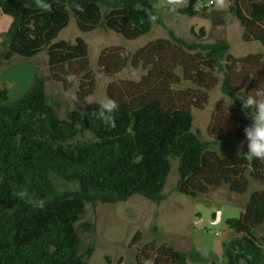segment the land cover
Segmentation results:
<instances>
[{
	"label": "trees",
	"instance_id": "obj_1",
	"mask_svg": "<svg viewBox=\"0 0 264 264\" xmlns=\"http://www.w3.org/2000/svg\"><path fill=\"white\" fill-rule=\"evenodd\" d=\"M155 1L48 0L49 13L38 9L35 0H0L2 12L13 19L1 35L0 69L14 57L30 60L46 52L51 80L65 91L77 84L76 96L83 101L93 95L96 83L88 44L81 38L74 43L58 40L71 18L83 33L103 26L136 40L155 25L164 27ZM74 2L85 11H76ZM228 2L229 13L243 29L242 40L264 47V0ZM207 10L189 4L179 13L196 17ZM147 13L158 20L149 23ZM167 33L168 38L151 41L132 55H122L120 49L101 53L98 66L109 77L127 66L145 72L138 82L108 88V97L119 104L112 130L89 117L98 109L96 103L59 118L39 71L15 101L6 87L0 88V264H89L81 254L77 229L86 205L116 204L134 196L162 203L172 161H178L176 191L193 199L221 187L236 195L248 194L252 183L264 187V162L220 157L210 149L244 142L251 119L242 110L240 94L264 85V54L235 58L226 41L188 42L173 30ZM193 33L198 40L205 37L204 29ZM68 73L77 75L75 84L65 81ZM219 85L235 106L214 111L212 141H203L193 130V111L205 109L209 92ZM53 177L79 188L61 193ZM21 190L46 200L45 209L19 199ZM225 223L237 237L223 244L221 261L212 264H264V190L251 192L240 215ZM143 240L137 231L129 244L138 249L135 262L120 259L119 264L188 263L187 254L174 246Z\"/></svg>",
	"mask_w": 264,
	"mask_h": 264
},
{
	"label": "rangeland",
	"instance_id": "obj_2",
	"mask_svg": "<svg viewBox=\"0 0 264 264\" xmlns=\"http://www.w3.org/2000/svg\"><path fill=\"white\" fill-rule=\"evenodd\" d=\"M211 0H185L181 8L189 4L204 7ZM214 4L208 7L205 15L190 17L177 11H170L166 0L155 1L154 9L163 20V26L155 25L152 30L136 40H126L119 34L109 31L103 26L94 32L83 33L79 30L72 17L68 27L60 34L58 40L74 43L77 38L83 39L89 47L90 69L95 76V92L87 99L75 103L71 97L76 96L78 85L65 91L61 84L50 78L48 64L44 55L39 56L38 69L42 77L51 104L57 107L58 116L66 119L72 110L83 111L88 105L97 103L107 96V90L112 84L123 82H138L145 72L127 66L121 73L109 77L98 66L101 53L109 49H120L122 55H132L139 48L159 38H168L167 30L175 31L176 35L188 42L214 43L226 41L229 44V54L235 58L249 54H264V47L258 42L246 43L242 40L243 29L239 21L229 13L227 6L218 8ZM5 22H0V32L7 29ZM205 30V37L195 38L194 33ZM1 37V35H0ZM1 43V42H0ZM18 60H11L0 69V87H6V80L11 68ZM7 88V87H6ZM8 89V88H7ZM243 92L240 94L242 98ZM234 102L225 96L221 86L209 92L208 105L203 110H194L193 130L203 141H212L209 127L214 111L219 107L233 108ZM211 150L220 157L232 155L247 157V140L234 147L212 145ZM178 161H172V170L164 190L165 200L156 204L141 196H134L126 202L116 204H87L83 218L77 224L81 236V254L89 264H119L120 259L126 263H134L137 248L129 244L137 231L143 234V243L157 241L174 246L188 256V264L219 263L222 259L215 248L221 241V234L228 229L225 220L238 217L245 207L249 194L256 190H264L259 184L252 183L250 191L245 195H236L226 187L209 192L196 199L182 195L176 191L179 179ZM57 190L61 193L77 191V183H67L58 177H53ZM222 213L223 222L212 224L211 219ZM221 216V214H219ZM92 224L91 229L83 228ZM219 233L220 236H216Z\"/></svg>",
	"mask_w": 264,
	"mask_h": 264
},
{
	"label": "clouds",
	"instance_id": "obj_3",
	"mask_svg": "<svg viewBox=\"0 0 264 264\" xmlns=\"http://www.w3.org/2000/svg\"><path fill=\"white\" fill-rule=\"evenodd\" d=\"M166 3L169 10L174 12L183 6L184 0H166ZM35 4L42 12H52V5L48 0H35ZM215 5L222 9L227 6V0H215ZM72 7L78 12L85 11L79 2H74ZM157 20V15L147 13V21L149 23L154 24ZM141 22H144L143 19ZM77 80L78 77L75 73H68L65 76V81L69 85L75 84ZM71 99L75 103L80 102L79 97L75 95ZM240 101L242 110L251 119V124L244 128L247 140V158L249 160L257 159L264 162V85H258L253 92L243 96ZM97 103L98 109L89 113V117L101 121L109 130L115 129L117 125L114 113L119 110L118 102L105 96L97 101ZM248 110H251V115L248 114ZM16 196L34 209L43 210L46 207V200L29 194L26 191H18Z\"/></svg>",
	"mask_w": 264,
	"mask_h": 264
},
{
	"label": "crops",
	"instance_id": "obj_4",
	"mask_svg": "<svg viewBox=\"0 0 264 264\" xmlns=\"http://www.w3.org/2000/svg\"><path fill=\"white\" fill-rule=\"evenodd\" d=\"M2 20L6 24L5 29L8 28V30H9L13 19H12V17L5 15L0 8V22ZM8 30H6L4 32H0V35H3ZM0 42H2L1 37H0ZM41 55H44L46 63L48 64V56H47L46 52H42L30 60L21 59L18 57L13 58L14 60L15 59L18 60V63L15 64L11 68L9 75L7 77V80H6V82H7L6 87L8 88V91H9L10 101H15V100L19 99L29 89L30 85L32 84L33 77L35 76L36 72L39 71L38 59H39V56H41ZM242 210H243V208H242ZM214 213H216L218 215H215L216 217L214 219H211V223L217 224V223L223 222L222 213L221 212L218 213L217 211H215L212 214H214ZM219 214H221V216ZM220 237H221V241L219 243H217V246L215 248V253H217L219 256L222 257L223 244L228 243V242L232 241L233 239H235L237 237V234L235 232H233L232 230L227 229L221 234Z\"/></svg>",
	"mask_w": 264,
	"mask_h": 264
},
{
	"label": "built area",
	"instance_id": "obj_5",
	"mask_svg": "<svg viewBox=\"0 0 264 264\" xmlns=\"http://www.w3.org/2000/svg\"><path fill=\"white\" fill-rule=\"evenodd\" d=\"M213 4H214L213 1H209V3L206 4V5H204V6H205V7H209V6H212ZM216 236L218 237V236H220V234H219V233H216Z\"/></svg>",
	"mask_w": 264,
	"mask_h": 264
},
{
	"label": "water",
	"instance_id": "obj_6",
	"mask_svg": "<svg viewBox=\"0 0 264 264\" xmlns=\"http://www.w3.org/2000/svg\"><path fill=\"white\" fill-rule=\"evenodd\" d=\"M185 1V0H184Z\"/></svg>",
	"mask_w": 264,
	"mask_h": 264
}]
</instances>
